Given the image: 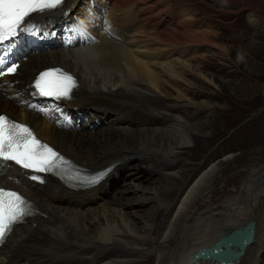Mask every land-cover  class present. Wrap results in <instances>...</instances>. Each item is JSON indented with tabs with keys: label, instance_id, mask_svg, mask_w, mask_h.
Returning <instances> with one entry per match:
<instances>
[{
	"label": "bare ground",
	"instance_id": "obj_1",
	"mask_svg": "<svg viewBox=\"0 0 264 264\" xmlns=\"http://www.w3.org/2000/svg\"><path fill=\"white\" fill-rule=\"evenodd\" d=\"M77 2L65 0L63 9L54 11V16L61 17L64 9ZM109 3L113 35H100V41L86 49L32 52L18 74L4 79L13 83L0 87V112L28 122L44 141L89 170L116 161L119 165L97 186L78 191L51 177L41 186L34 185L16 167H9L7 172L17 178L0 174V186L18 188L40 212L13 228L0 248V264H134L145 255L148 260L144 264H192L196 250L211 246L250 219L256 222L253 240L237 264H264V206L258 211L253 209L264 193V166L254 172V178L243 177L246 181L239 195L234 200L226 198L216 215L215 208L207 207L202 213L206 217L199 216L194 223H189L190 214L200 198L212 197L210 188L216 182L219 162L199 167L174 200L168 187H161L157 179L155 188H144L141 197H135L142 202L153 201L150 212L136 216L134 210L126 211L134 203L132 192L139 188L132 178L158 174L169 187L173 186V176L178 172L174 171V159L187 150V144L199 132L200 126L191 124L192 119L185 114L191 106L186 95L193 92L183 93L178 87L181 80L187 83L184 77L205 79L194 69H205L203 53L194 57L191 52L208 45L207 52L212 47L227 55L228 49L215 43L211 37L217 32L210 26L204 28V21L201 27V20L194 21L191 6L179 0ZM248 18L252 23L259 22L254 11ZM35 32L25 31L22 35ZM241 58L238 54V60ZM194 60L199 65H191ZM52 65L64 67L79 82L72 99L65 102L68 113L81 112L83 122L111 117V125L93 131L95 125L60 129L27 105L19 104L23 98L17 94L34 73ZM164 101L168 103L163 105ZM121 168L131 170L117 177ZM115 176L118 182L111 184ZM244 192H248L249 205L239 202ZM162 206L170 216L154 225V209Z\"/></svg>",
	"mask_w": 264,
	"mask_h": 264
},
{
	"label": "rangeland",
	"instance_id": "obj_2",
	"mask_svg": "<svg viewBox=\"0 0 264 264\" xmlns=\"http://www.w3.org/2000/svg\"><path fill=\"white\" fill-rule=\"evenodd\" d=\"M179 1L191 6L194 10V21L201 20V27L204 21L206 22L204 28L210 26L212 31L217 32V35L211 38L215 43L227 47L228 52L227 55H222L212 47L211 51L207 52L208 45L198 46L191 52L194 57L203 53L205 69L200 68L202 71L198 67L194 69L197 75L203 73L205 79L202 81L199 76L190 78L183 76L187 83L181 80L178 87L183 93L186 90L193 92L186 95L191 106L185 110V114L192 119L191 124L197 123L200 126L199 132L196 131L193 140L187 144V150L174 159L176 160L174 171L178 172L173 176V186L169 187L168 182L162 179L163 176L158 174L132 178V183L139 188L132 192V195L126 194L134 197L132 200L134 203L129 204L126 211L134 210L132 212L136 216L150 212L154 205L153 201L142 202L135 200V197H141L144 188H155L157 179L160 180L161 187H168L169 196L174 200L188 186L199 167H204L207 162H219L221 165L216 174V182L210 188L212 197H209L210 200L200 198L190 214L189 223H194L199 216L206 217L202 213L209 209L207 207L215 208L216 215L226 198L231 197L234 200L239 195L242 184L246 181L242 180L243 177L254 178V172L264 166V0ZM250 11H254L259 22L249 21ZM238 29L241 30L240 33H235ZM235 39L238 40L237 44L233 43ZM238 54H241V60H238ZM191 65L197 66L199 62L194 60ZM167 103L164 101L163 105ZM179 112L177 110V113ZM101 127L100 124L95 129ZM228 155L230 156L223 160ZM133 164L140 165L137 162ZM130 170L124 168L119 171L118 176ZM184 179L186 181L182 184ZM245 185L249 187L248 184ZM111 188L113 190L114 186ZM239 202H246L249 205L248 192H244ZM256 204L253 208L255 211L264 206V193ZM154 210H156L154 217L152 216L154 225L162 223L163 218L170 216V211L166 216V206ZM132 222L135 223V219H132ZM173 241L177 244L175 239ZM147 257V255L139 257L134 264H144L148 260Z\"/></svg>",
	"mask_w": 264,
	"mask_h": 264
},
{
	"label": "snow or ice",
	"instance_id": "obj_3",
	"mask_svg": "<svg viewBox=\"0 0 264 264\" xmlns=\"http://www.w3.org/2000/svg\"><path fill=\"white\" fill-rule=\"evenodd\" d=\"M62 2L63 0H0V42L16 36L20 30L34 28V24H26L31 14L56 8ZM3 63L0 58V64ZM16 69L17 65L14 63L6 68L8 74L14 73ZM54 73L59 75L54 77ZM4 74L0 71V75ZM34 86L41 95L60 98L70 96L76 81L70 74L57 69L40 73ZM0 161H13L25 169L38 172H55L65 164L64 158L47 144L41 143L26 125L10 120L3 114H0ZM102 176L103 174H98L90 183L98 182ZM31 178L39 179L37 176ZM27 205L28 202L18 192L0 186V241L16 222L28 214Z\"/></svg>",
	"mask_w": 264,
	"mask_h": 264
},
{
	"label": "water",
	"instance_id": "obj_4",
	"mask_svg": "<svg viewBox=\"0 0 264 264\" xmlns=\"http://www.w3.org/2000/svg\"><path fill=\"white\" fill-rule=\"evenodd\" d=\"M255 224V221L247 222L239 229L232 230L228 235L222 236L211 246L196 250L192 254V260H215L227 264H237L246 247L252 243Z\"/></svg>",
	"mask_w": 264,
	"mask_h": 264
}]
</instances>
